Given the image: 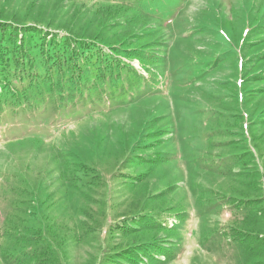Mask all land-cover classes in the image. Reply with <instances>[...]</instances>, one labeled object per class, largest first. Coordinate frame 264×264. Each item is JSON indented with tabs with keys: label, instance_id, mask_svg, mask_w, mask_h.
<instances>
[{
	"label": "rangeland",
	"instance_id": "374dc122",
	"mask_svg": "<svg viewBox=\"0 0 264 264\" xmlns=\"http://www.w3.org/2000/svg\"><path fill=\"white\" fill-rule=\"evenodd\" d=\"M151 1L166 21L113 5L135 19L116 33L142 47L121 61L143 78L128 103L35 135L0 117V264L28 236L60 264H149L138 249L117 258L144 242L158 248L150 264H264V246L244 259L234 243L264 239V0ZM0 12L74 31L104 13L96 0H0ZM79 166L98 178L74 185Z\"/></svg>",
	"mask_w": 264,
	"mask_h": 264
},
{
	"label": "trees",
	"instance_id": "16d2710c",
	"mask_svg": "<svg viewBox=\"0 0 264 264\" xmlns=\"http://www.w3.org/2000/svg\"><path fill=\"white\" fill-rule=\"evenodd\" d=\"M145 2L147 7L143 9L141 5ZM96 3L99 13L105 14H96L95 33H90L92 22L77 31L72 23L67 27L48 23L45 29H39L35 25L24 27L15 17L7 19L0 12V117L18 122L20 130L35 135L84 120L99 109H109V102L128 103V97L136 91V83L143 78L121 61L124 56L142 53V47H131L132 40L140 36L131 30L135 19L121 12L118 15L113 5L130 12L136 10L160 22L166 20L151 11V0H96ZM125 27L131 28L129 33L128 30L121 32L124 36L116 33L115 28ZM256 56V61L264 62L258 53ZM256 65L255 69L264 67V63ZM97 178L94 172L81 166L66 177L77 186L89 185ZM143 221L146 228L151 226L147 219L139 220ZM129 227L121 225L120 229L125 232ZM20 239L22 246L9 255L7 263L60 264L55 257H48L46 253L51 249L40 236ZM26 242L31 243L25 246ZM238 242L243 249L250 248L247 237L239 236ZM152 248L153 252L158 251L153 243L144 242L132 248L135 254L125 252L117 258L132 263L139 256L138 249L144 256H151L150 264ZM256 248L260 250V245Z\"/></svg>",
	"mask_w": 264,
	"mask_h": 264
},
{
	"label": "crops",
	"instance_id": "0c3cea01",
	"mask_svg": "<svg viewBox=\"0 0 264 264\" xmlns=\"http://www.w3.org/2000/svg\"><path fill=\"white\" fill-rule=\"evenodd\" d=\"M247 237H249V235ZM234 241H235L234 243L238 247L239 252L241 251L240 253L244 257V259H246L247 257L250 258L253 255V252L256 250H257L258 256L261 255V252H259V250L257 248H255L258 245H260V248L264 246V239L259 238V236H258V238H256V241H248L250 243L249 244L250 248H247V249L246 248L243 249V247L241 246V243L238 242V238H235Z\"/></svg>",
	"mask_w": 264,
	"mask_h": 264
}]
</instances>
